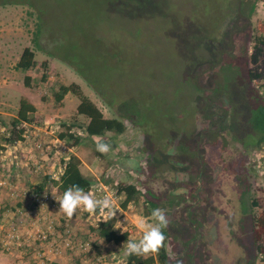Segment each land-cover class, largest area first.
Instances as JSON below:
<instances>
[{
	"label": "rangeland",
	"instance_id": "rangeland-1",
	"mask_svg": "<svg viewBox=\"0 0 264 264\" xmlns=\"http://www.w3.org/2000/svg\"><path fill=\"white\" fill-rule=\"evenodd\" d=\"M237 1L0 0V118L5 123L0 154L5 125L19 99L26 98L35 106L39 127L55 128L50 138L68 130L81 136L65 155L78 158L81 173L91 180L90 192L107 187L101 194L119 209L116 224L130 230L128 241L142 238L137 222L154 224L151 213L159 208L169 221L165 249L171 264H261L249 222L264 212V158L255 146L264 81L249 77L248 71L258 72L262 64H251L248 54L250 37L264 20V0H239L242 16ZM24 47L34 52L28 70L15 67ZM72 82L104 118L124 124L120 134L104 133L114 142L107 154L96 151L102 137H83L78 126L65 128L72 120L87 122L75 113L77 96L53 100L58 85ZM67 139L52 145L46 156L31 149L34 163L55 162L49 174L56 177L57 150L61 153ZM119 181L138 187L136 205L120 208L114 196ZM17 188L13 192L22 196L25 190ZM77 212L85 213L77 226L66 223L73 247L60 254H75L66 264H124L128 241L100 244L85 232L98 212ZM6 227L0 228V238ZM31 248L28 264H42L39 242ZM13 250L0 247L1 263L20 260Z\"/></svg>",
	"mask_w": 264,
	"mask_h": 264
},
{
	"label": "trees",
	"instance_id": "trees-1",
	"mask_svg": "<svg viewBox=\"0 0 264 264\" xmlns=\"http://www.w3.org/2000/svg\"><path fill=\"white\" fill-rule=\"evenodd\" d=\"M39 31V26H37L35 35H38ZM249 41L251 43V51L248 54L249 61L251 64H256L259 61V63L262 64V67L258 72H252L249 70L248 75L250 78H259L264 81V20L258 24L256 34L252 35ZM33 65L34 52L29 47H24L15 63V67L21 70H28ZM46 65L47 64L45 61L40 63V66L42 69L44 68V70L46 69ZM42 75L43 78L46 77L44 72ZM28 79V75H25L23 80L25 86H28ZM67 93H71L77 96L79 99V102L75 107V113L87 118V122L84 124H79L75 120H72L69 125H65L64 122H61L62 126L65 125L67 130L72 126H78L82 130L81 135H83V137L94 136L96 138L103 137L104 133L109 131L116 134L123 132L124 124L116 118H104L101 111L88 98L81 94L79 86L73 82L69 83L68 85H58L57 90L52 92L53 100L58 102L62 100L64 95ZM257 110H259L260 117L256 122L258 127L256 130L257 137L255 138V146L262 151L264 158V102L257 106ZM39 120L40 119L35 115V106L26 98L21 97L18 101V107L16 109L15 115L9 119L8 125H5L6 131H4L2 136L6 145L3 147L14 146L15 142L22 141L23 134L27 130H30L28 127L31 126V128H33L41 126L38 125ZM4 124L5 123L0 118V128ZM65 136L68 138L66 140L67 148H75L81 141V136L74 133L72 130H68V132L62 131L57 134L59 140H63ZM58 154L60 156L59 162L57 164L58 175L55 177L49 173L40 174V180L38 184L39 186H37L35 190L42 191V189L47 185L54 186L55 191L60 195H63L64 191L68 187L72 186L73 184H79L85 189V191H89L91 189V180L81 173L79 169L80 162L78 158L72 153L66 154L67 156L65 155V152ZM262 179L264 180V171L262 172ZM114 196H116L120 208L123 209L129 204L136 205L138 199L141 196V192L138 187H136V185L119 181L115 183ZM148 204L149 206H154L152 202H148ZM97 212L98 219L92 226L89 225L85 232L94 235L96 239L103 240L104 242H111L114 244L126 243L129 239L130 230L116 229L113 227L116 225L118 217L116 216L108 223H104L103 221L99 222L101 213L99 211ZM59 223L62 224V232L65 226L68 225L64 224L63 221ZM249 224L250 237L252 243L254 244L255 252L256 254L261 255V264H264V243L262 241L264 237V212L251 217ZM56 228L60 227L56 224ZM163 232L167 241L169 237L168 230L164 228ZM93 246L97 249L98 245L94 243L92 247ZM97 254H99V252ZM169 261V255L167 254L164 246L159 251V253L150 254L147 257H138L135 255L126 254L124 264H152L154 262H157L158 264H171Z\"/></svg>",
	"mask_w": 264,
	"mask_h": 264
},
{
	"label": "built area",
	"instance_id": "built-area-1",
	"mask_svg": "<svg viewBox=\"0 0 264 264\" xmlns=\"http://www.w3.org/2000/svg\"><path fill=\"white\" fill-rule=\"evenodd\" d=\"M54 129L55 128L51 126H49L48 128H42L39 126L34 127L33 130H27L23 134V140L20 142H15L14 146L20 144L31 145V149L39 152L40 156H46L50 152L52 145H59L58 141H61L58 139L57 134L55 137H53V139L50 138L55 133ZM46 136L50 138L49 141L45 140ZM62 151L66 152L67 147H62ZM62 151L61 153H63ZM29 156V159H32L34 162L35 156H33V154H30ZM10 160L11 161L9 166L12 168L22 169L28 166L27 158L25 161L21 162L17 159L16 156L12 155ZM259 167L262 168V166ZM12 188L18 189L15 186H12ZM106 188V186L101 187L98 185L93 193H95L94 195L99 198L103 197L106 194H101V191L106 190ZM89 191H91V189ZM45 192L47 193V195H45ZM52 193H55L57 198L62 197V195L57 193L55 190L36 191L35 189H31L27 192V209L18 211V218L10 220L0 238V247L4 249V251L21 248L24 243L28 242V240L31 241V243L37 241L39 242V245L40 243H43L44 247V251L42 254L43 257L42 259H40V263L58 264L52 256L59 255L63 250L72 249L73 242L69 237L68 226H65L62 232H57L55 230L56 226L55 224L53 225L52 219H42L41 225L36 227L32 231L27 232V234H23V232L19 228L20 222L22 221L23 217L29 218L33 222L37 220V214L45 210V208L57 209L59 207V203L52 196ZM87 245V242H85L84 244H79L80 247Z\"/></svg>",
	"mask_w": 264,
	"mask_h": 264
},
{
	"label": "crops",
	"instance_id": "crops-1",
	"mask_svg": "<svg viewBox=\"0 0 264 264\" xmlns=\"http://www.w3.org/2000/svg\"><path fill=\"white\" fill-rule=\"evenodd\" d=\"M35 114H36V111H35ZM29 151H31V145L20 144V145H15V146H5L3 153L0 154V228L2 229L5 226H7V223L11 218L13 217L14 219L18 218V212H17L18 210L27 209L28 207L27 192L31 189H36V187L39 186L38 184L40 180V174L50 173V171H52V169L55 166V162H44V160L43 162L34 163L32 159H29L30 158L29 155L31 154ZM57 152L60 153L59 149L57 150ZM69 153H72V152H69ZM12 155L16 156L19 161H21V157L23 158L26 157L28 166L22 169H15V168L10 167L9 164H10V161H11L10 158ZM40 159L42 158L40 157ZM48 163H49V166H47ZM6 166L7 168L11 169L9 172L6 171L7 170ZM80 166L81 165L79 164V168ZM57 170H58V166H57ZM51 175L53 176V174ZM14 185H16L17 187L23 188L25 190L22 196H20V194L17 192H13L12 186ZM48 189L55 190V187L47 185L42 190H48ZM14 195H18L19 197L15 198ZM84 214L85 213L77 212L72 218H68L61 211H59V207L57 209L45 208V210L37 214V220L33 222L29 218L23 217L22 221L20 222V228L25 234H27V232L32 231L36 227L40 226L42 219H45V220L52 219L53 225L57 224L60 228L62 224H60L59 222L61 221H63L64 224L67 223L69 224V226L75 227L78 224L76 220L78 221V219H80V217L82 218ZM76 234L81 235V232H76ZM0 235H1V230H0ZM30 243L31 241L28 240L27 243H24L22 248L15 249L13 250V252H11L12 256L16 258H20V260H18L16 264H28L27 259L29 260L31 259V256H29V253L31 252V255H33V252L30 251V249L31 250L33 249L31 248V245L36 242L32 244ZM39 246L41 247L40 249L44 251L43 243H40ZM43 251H41L40 253H37V256L42 255ZM96 251L98 253L99 249L95 248V250H93V253H94L93 255L97 254ZM22 255H26L25 260L27 261V263L26 261H23L21 259ZM2 256H5V255H2ZM73 256H75V254L71 252H67L66 256H62L61 254H59V255L52 256V257L57 263L66 264V261L68 259H73ZM10 257L11 256L9 257L6 256V259H9ZM1 264H5V262Z\"/></svg>",
	"mask_w": 264,
	"mask_h": 264
},
{
	"label": "clouds",
	"instance_id": "clouds-1",
	"mask_svg": "<svg viewBox=\"0 0 264 264\" xmlns=\"http://www.w3.org/2000/svg\"><path fill=\"white\" fill-rule=\"evenodd\" d=\"M96 151L101 154H107L112 148L113 143L110 139L100 138L96 140ZM63 145H60L62 147ZM45 195L47 193L45 192ZM52 196L59 203V211H61L68 218H72L79 209L89 214H95L98 210L101 213L99 220L108 223L113 220L118 208L110 196H103L99 198L90 191H85L79 184H73L68 187L62 197L57 198L55 193ZM151 216L155 223H149L143 219L137 222L136 227L142 231L143 235L139 241L129 240L126 245V253L128 255H135L138 257H147L150 254H157L165 246L166 236L163 229L168 226V218L162 209H154ZM116 229L122 228V222L113 226ZM103 244L104 241L99 242ZM179 264V262H177Z\"/></svg>",
	"mask_w": 264,
	"mask_h": 264
},
{
	"label": "water",
	"instance_id": "water-1",
	"mask_svg": "<svg viewBox=\"0 0 264 264\" xmlns=\"http://www.w3.org/2000/svg\"><path fill=\"white\" fill-rule=\"evenodd\" d=\"M239 0L237 1V14L239 15V16H241V14H240V11H239Z\"/></svg>",
	"mask_w": 264,
	"mask_h": 264
},
{
	"label": "flooded vegetation",
	"instance_id": "flooded-vegetation-1",
	"mask_svg": "<svg viewBox=\"0 0 264 264\" xmlns=\"http://www.w3.org/2000/svg\"><path fill=\"white\" fill-rule=\"evenodd\" d=\"M242 16V15H241ZM258 164H260L259 162H255V163H253V165L255 166V165H257L258 166ZM260 166H262L263 167V165H260ZM259 168H261V167H259ZM191 260H193V258L191 259Z\"/></svg>",
	"mask_w": 264,
	"mask_h": 264
}]
</instances>
